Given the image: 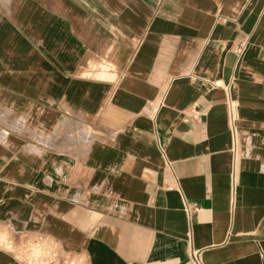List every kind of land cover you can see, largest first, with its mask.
<instances>
[{"label": "crops", "instance_id": "crops-1", "mask_svg": "<svg viewBox=\"0 0 264 264\" xmlns=\"http://www.w3.org/2000/svg\"><path fill=\"white\" fill-rule=\"evenodd\" d=\"M195 253L264 264V0H0V264Z\"/></svg>", "mask_w": 264, "mask_h": 264}, {"label": "built area", "instance_id": "built-area-1", "mask_svg": "<svg viewBox=\"0 0 264 264\" xmlns=\"http://www.w3.org/2000/svg\"><path fill=\"white\" fill-rule=\"evenodd\" d=\"M243 47V46H242ZM242 50V48H239L238 51L240 52ZM234 114H235V106L233 103H229V120L231 121V125H232V121H233V118H234ZM193 261H194V264H202L200 258H199V254L198 253H195L193 255Z\"/></svg>", "mask_w": 264, "mask_h": 264}, {"label": "rangeland", "instance_id": "rangeland-1", "mask_svg": "<svg viewBox=\"0 0 264 264\" xmlns=\"http://www.w3.org/2000/svg\"><path fill=\"white\" fill-rule=\"evenodd\" d=\"M2 239H3V237H2ZM2 239H1V244H3V243H4V240H2ZM32 249H33V248H32ZM33 252H34V251H33Z\"/></svg>", "mask_w": 264, "mask_h": 264}]
</instances>
